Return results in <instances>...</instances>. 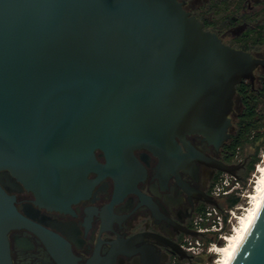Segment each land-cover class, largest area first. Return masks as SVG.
I'll list each match as a JSON object with an SVG mask.
<instances>
[{"label":"water","instance_id":"1","mask_svg":"<svg viewBox=\"0 0 264 264\" xmlns=\"http://www.w3.org/2000/svg\"><path fill=\"white\" fill-rule=\"evenodd\" d=\"M255 64L177 0H0V180L60 210L89 193L90 172L120 168L136 149L224 138ZM18 223L28 224L11 204L0 212V264ZM231 264H264V203Z\"/></svg>","mask_w":264,"mask_h":264},{"label":"flooded vegetation","instance_id":"2","mask_svg":"<svg viewBox=\"0 0 264 264\" xmlns=\"http://www.w3.org/2000/svg\"><path fill=\"white\" fill-rule=\"evenodd\" d=\"M203 30L256 62L252 79L236 86L224 138L190 134L170 152L133 151L120 168L92 171L89 193L68 208L46 209L32 192L3 175L0 187L28 224L6 234L10 264H194L189 247L201 239L195 219L221 209L215 187L242 181L252 155H245L246 123L264 120V0H177ZM96 161L108 166L95 152ZM9 222H3L5 226ZM213 261V257L207 259Z\"/></svg>","mask_w":264,"mask_h":264},{"label":"built area","instance_id":"3","mask_svg":"<svg viewBox=\"0 0 264 264\" xmlns=\"http://www.w3.org/2000/svg\"><path fill=\"white\" fill-rule=\"evenodd\" d=\"M258 166L256 165V169ZM254 176L255 174L253 179L244 184L236 179H225L215 187L214 194L220 199L234 196L239 199V202L233 207H223L221 209L212 207L195 219V230L201 239L189 247L188 251L192 255L199 256L204 251L213 253L216 247H220L221 243H225L237 225L238 219L250 205ZM212 262L207 261L205 264H211Z\"/></svg>","mask_w":264,"mask_h":264},{"label":"bare ground","instance_id":"4","mask_svg":"<svg viewBox=\"0 0 264 264\" xmlns=\"http://www.w3.org/2000/svg\"><path fill=\"white\" fill-rule=\"evenodd\" d=\"M264 159V156H263ZM250 205L240 216L232 234L227 238L223 247H216L218 259L215 264H231L245 239L251 225L264 203V161L256 169L254 176L253 191L250 196Z\"/></svg>","mask_w":264,"mask_h":264},{"label":"rangeland","instance_id":"5","mask_svg":"<svg viewBox=\"0 0 264 264\" xmlns=\"http://www.w3.org/2000/svg\"><path fill=\"white\" fill-rule=\"evenodd\" d=\"M262 113L264 114V109L262 110ZM258 126H259V129L256 132L260 134L261 136L255 142H253V140L250 139V141L245 143L243 147V151L245 155H252L253 157L257 156L259 161L256 165H260L264 161V159L262 158V156H264V120L261 121L260 125ZM256 165H255L254 171L251 174L248 175L247 172L244 174L243 179H242L243 184L247 183L248 180L253 179V175L256 174L255 172ZM222 201L223 199H220V205H223ZM210 255L211 257H213V260L218 259L217 253L216 254L207 253L204 251L199 256H196V261L194 264H205ZM211 264H215L214 261Z\"/></svg>","mask_w":264,"mask_h":264},{"label":"trees","instance_id":"6","mask_svg":"<svg viewBox=\"0 0 264 264\" xmlns=\"http://www.w3.org/2000/svg\"><path fill=\"white\" fill-rule=\"evenodd\" d=\"M246 125H247L246 132L249 133V134L251 132L257 131L259 129V126H258L256 120L254 118H252V117L249 118V120L247 121ZM259 137L260 136H244L245 143L249 142L250 139H252L253 142H255V141L258 140ZM258 161H259V159L257 158V156H254L253 161H252L249 169L247 170V174L248 175L251 174L254 171L255 165L258 163ZM241 182H243V181H241ZM238 202H239V199L235 198L234 196H230V197H227V198L223 199V201H222L223 205H220V206H221V208H223V207H233ZM220 247H223V243L220 244Z\"/></svg>","mask_w":264,"mask_h":264}]
</instances>
